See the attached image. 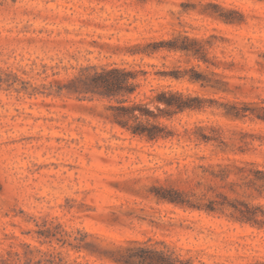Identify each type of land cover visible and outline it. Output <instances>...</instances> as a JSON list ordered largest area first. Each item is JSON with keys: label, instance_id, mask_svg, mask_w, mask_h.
Instances as JSON below:
<instances>
[{"label": "rangeland", "instance_id": "rangeland-1", "mask_svg": "<svg viewBox=\"0 0 264 264\" xmlns=\"http://www.w3.org/2000/svg\"><path fill=\"white\" fill-rule=\"evenodd\" d=\"M183 36L202 57L166 47ZM93 65L205 106L161 118L168 138L133 135L110 99L66 88ZM232 101L264 105V0H0V264H102L99 245L130 238L264 264V120ZM84 234L96 245L74 247Z\"/></svg>", "mask_w": 264, "mask_h": 264}, {"label": "trees", "instance_id": "trees-1", "mask_svg": "<svg viewBox=\"0 0 264 264\" xmlns=\"http://www.w3.org/2000/svg\"><path fill=\"white\" fill-rule=\"evenodd\" d=\"M166 47L180 49L199 58L202 57L201 52H204L203 46L189 36L174 38ZM146 73L144 70L118 65L86 66L70 79L66 88L71 92L91 93L110 99L113 121L133 135L145 136L150 140L168 138L174 132L160 119H170L188 109H201L205 106V99L171 87L153 88V94L139 97V75ZM184 75L175 74V77L181 78ZM189 77L192 81H201L203 86L221 90L220 86L203 74L196 73ZM225 115L236 119L255 116L264 120V105L250 106L245 101H232L226 106ZM162 196L183 203V200L171 194ZM87 236L84 234L83 238H75L78 241L74 247L90 249L91 245H96L88 241ZM98 248V255L104 261L102 264H195L192 258L183 256L166 241L153 238L113 241L108 245H99Z\"/></svg>", "mask_w": 264, "mask_h": 264}]
</instances>
